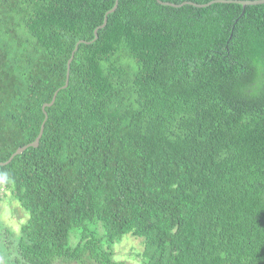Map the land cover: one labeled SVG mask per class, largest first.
I'll return each mask as SVG.
<instances>
[{"label": "trees", "instance_id": "obj_1", "mask_svg": "<svg viewBox=\"0 0 264 264\" xmlns=\"http://www.w3.org/2000/svg\"><path fill=\"white\" fill-rule=\"evenodd\" d=\"M115 3L0 0V264H264V4Z\"/></svg>", "mask_w": 264, "mask_h": 264}, {"label": "water", "instance_id": "obj_2", "mask_svg": "<svg viewBox=\"0 0 264 264\" xmlns=\"http://www.w3.org/2000/svg\"><path fill=\"white\" fill-rule=\"evenodd\" d=\"M157 2L161 5H164V6H170V7H174V8H181L185 5H191V6H194V7H197V8H205V7H209L213 4H239V5H242L244 10L246 9L247 6H258V5H263L264 4V0H252V1H243V0H213L209 3H206V4H197V3H193V2H183L182 4H174V3H171V2H164V1H161V0H157ZM118 6H119V0H116V3H115V6L106 13L105 15V18H104V22L102 25H100L96 31H95V40L98 39L99 37V31L103 28L106 27L107 23H108V17L110 14L114 13L117 9H118ZM91 42H87V41H84V40H81L77 43L76 45V48L75 50L72 52V55H71V58L68 60V63H67V79H66V83L65 85L63 86V88H67L68 85H69V79H70V71H71V65H72V62L74 60V57H75V53L77 52V50L79 49V45L80 44H90ZM58 95V91L54 94V97L52 99V101L50 103H46L44 106H43V111H44V114H45V120L41 126V130H40V133L38 135V137L36 138V140L24 147H20L12 156L11 158L7 161V162H0V166H5V165H8L11 163V161L17 156V155H20L22 154L24 151H26L28 148L30 147H38L39 144H40V140L43 136V133H44V129H45V124H46V121L48 119V114L46 112V108L47 107H51L53 106V104L55 103L56 101V97Z\"/></svg>", "mask_w": 264, "mask_h": 264}, {"label": "rangeland", "instance_id": "obj_3", "mask_svg": "<svg viewBox=\"0 0 264 264\" xmlns=\"http://www.w3.org/2000/svg\"><path fill=\"white\" fill-rule=\"evenodd\" d=\"M23 219L24 215L18 205L12 204L9 199H5L4 196L1 195L0 220L4 225L14 227V225L19 224ZM122 241L123 242L117 243L114 247L117 255L115 258L117 260L126 259L131 264H142L140 257H138L142 250L141 242L131 235L125 236Z\"/></svg>", "mask_w": 264, "mask_h": 264}]
</instances>
